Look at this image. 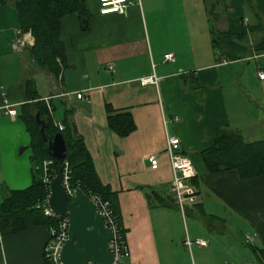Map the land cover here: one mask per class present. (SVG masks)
Listing matches in <instances>:
<instances>
[{
  "label": "crops",
  "instance_id": "obj_1",
  "mask_svg": "<svg viewBox=\"0 0 264 264\" xmlns=\"http://www.w3.org/2000/svg\"><path fill=\"white\" fill-rule=\"evenodd\" d=\"M130 1L118 15L101 14L100 0H84L86 31L76 14L60 20L68 67L56 79L35 64L31 45L13 48L18 14L13 0H0V204L6 191L32 184V140L21 107L28 102L25 82L33 79L52 122L66 120L76 130L101 183L116 194L128 249L120 264H264V175L210 173L201 157L220 128L245 142L264 140V79L257 76L264 73V48L229 63L214 51L211 35H239L256 23L252 6L264 12V0ZM254 41L249 38L252 51ZM151 76L157 84L141 85ZM4 100L14 118L5 113ZM106 106L131 115L129 135L108 129ZM170 137L179 139L197 172L198 203L184 218L170 195ZM245 235L254 236L251 245ZM48 236V228L32 224L0 234V264H44ZM186 239L206 246L188 248Z\"/></svg>",
  "mask_w": 264,
  "mask_h": 264
},
{
  "label": "trees",
  "instance_id": "obj_2",
  "mask_svg": "<svg viewBox=\"0 0 264 264\" xmlns=\"http://www.w3.org/2000/svg\"><path fill=\"white\" fill-rule=\"evenodd\" d=\"M18 14L19 28L22 34L30 33L34 38L31 55L35 64L56 79L62 78L67 69L64 46L60 41V20L70 14H76L80 29L89 28L90 16L84 6V0H13ZM255 17L254 25H246L239 35L216 33L211 31L212 46L218 52L220 60L233 62L242 55L260 52L264 48V12L251 7ZM249 38L254 41L253 51L248 47ZM244 43V44H243ZM28 102L22 108L21 119L26 125L32 140V184L29 188L18 191H6L0 204V234H16L26 226L38 225L51 228L57 219L45 217L39 204L49 196L48 187L42 182V171L38 167L43 161L52 159L45 151L42 142L40 126L35 123V115L46 125V134L50 137L61 133L67 146L66 162L71 171L70 184L78 187L85 195H97L108 203L118 225L120 224L117 209L116 194L108 185H103L94 169L90 153L76 130L61 122L64 129L59 131L54 127L47 106L40 101L35 81L25 82ZM107 127L121 137L129 135L134 130V122L128 113L113 114L106 106ZM204 164L210 173L235 170L241 178L249 179L264 175V140L245 142L241 135L220 128L210 147L201 152ZM58 163L54 162L53 169L58 171ZM264 257V252L260 251Z\"/></svg>",
  "mask_w": 264,
  "mask_h": 264
},
{
  "label": "built area",
  "instance_id": "obj_3",
  "mask_svg": "<svg viewBox=\"0 0 264 264\" xmlns=\"http://www.w3.org/2000/svg\"><path fill=\"white\" fill-rule=\"evenodd\" d=\"M131 4L130 0H100V13H116L118 15H125L127 8ZM30 36V33L22 34L19 30L16 34L13 48L18 49L25 44L33 46L34 40ZM26 37H29V40H27ZM172 60V54H168L165 57L166 62H171ZM257 76L261 80L264 79V73L261 71L257 74ZM157 82V78H155V76H151L149 78L142 79L141 85H155ZM2 95L5 97L4 93ZM76 98L88 101L81 93H77ZM3 109L11 118L16 116V111L13 106L6 100H4ZM53 125L59 131L64 129V125L61 123L53 122ZM166 152L170 159L173 176L170 184L171 199L177 211L184 218L189 210L198 203V193L193 185V181L197 177V172L192 164V161L181 153L180 141L178 138L170 137L167 139ZM147 160L150 165V169L156 170L158 168L156 155L149 156ZM54 162H56L54 159L45 160L38 167H36V169L39 168L42 171V182L48 187V189L51 180L57 175V172L53 169ZM70 179L71 171L69 164L66 160H64L62 163L61 182L68 202H71L74 199L76 190H80L78 187H73L70 184ZM87 197L96 206L97 212L104 221L105 227L112 233V239L109 242V252L113 256L112 264H120L123 259L128 257L124 229L122 226L117 224L107 202L97 195H90ZM38 208L42 210L45 217L57 219L56 224L49 228V236L42 252L44 264H63L61 262L60 255L63 246L68 240V218L67 216H56L49 209L47 200L39 204ZM244 238L246 243L250 245L253 243L254 236L245 235ZM193 244L199 247L206 246V242L201 239L194 241L189 239L185 240L186 247L190 248Z\"/></svg>",
  "mask_w": 264,
  "mask_h": 264
},
{
  "label": "water",
  "instance_id": "obj_4",
  "mask_svg": "<svg viewBox=\"0 0 264 264\" xmlns=\"http://www.w3.org/2000/svg\"><path fill=\"white\" fill-rule=\"evenodd\" d=\"M35 123L40 126L45 151L59 167L57 175L49 184L47 199L49 209L58 217L68 218V240L62 248L60 259L63 264H112L113 256L109 252L112 233L104 225L96 206L81 191L76 190L74 199L68 202L61 182L62 163L67 156V146L57 132L50 137L46 134V125L35 115Z\"/></svg>",
  "mask_w": 264,
  "mask_h": 264
},
{
  "label": "rangeland",
  "instance_id": "obj_5",
  "mask_svg": "<svg viewBox=\"0 0 264 264\" xmlns=\"http://www.w3.org/2000/svg\"><path fill=\"white\" fill-rule=\"evenodd\" d=\"M250 65V70H251V74L253 75L254 74V76H255V78H256V75H255V73H254V63L252 62V63H250L249 64ZM252 68V69H251ZM245 76H246V74H245ZM257 80V79H256ZM38 85H40L41 87L43 86V82H42V79L41 78H39L38 80ZM243 81V80H242ZM242 81H240V85H242L243 87H245L246 89H248L247 88V85H246V82H242ZM44 85H45V82H44Z\"/></svg>",
  "mask_w": 264,
  "mask_h": 264
}]
</instances>
